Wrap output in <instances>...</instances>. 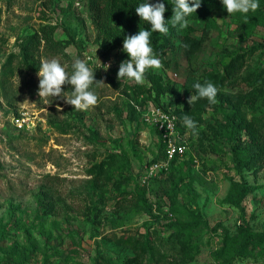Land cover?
<instances>
[{
	"label": "rangeland",
	"instance_id": "rangeland-1",
	"mask_svg": "<svg viewBox=\"0 0 264 264\" xmlns=\"http://www.w3.org/2000/svg\"><path fill=\"white\" fill-rule=\"evenodd\" d=\"M218 2L208 23L187 18L162 68L147 69L136 84L118 80L128 58L114 42L97 40L88 0H0V264H124L137 253L120 242L129 237L150 247L144 264H264V250L232 249L244 221L264 233V162L238 172L234 156L251 143L240 122L264 121V0L259 22L229 15ZM46 24L69 43L66 56L40 49L35 71L18 66L22 43ZM77 58L105 83L91 87L98 104L79 111L41 99L40 62L56 59L71 75ZM230 67L235 74L222 78ZM197 81L219 91L217 103L204 99L192 114L186 108ZM151 107L173 113L181 127L191 117L198 135L185 127V154L145 184L159 155L158 134L144 119ZM234 183L249 189L241 207L231 203ZM171 224L185 228L189 245L171 241L179 230Z\"/></svg>",
	"mask_w": 264,
	"mask_h": 264
},
{
	"label": "trees",
	"instance_id": "trees-1",
	"mask_svg": "<svg viewBox=\"0 0 264 264\" xmlns=\"http://www.w3.org/2000/svg\"><path fill=\"white\" fill-rule=\"evenodd\" d=\"M219 0H202L201 7L197 10L196 13L190 14L186 18H191L195 20H201L205 22H209L212 18V9L215 5L219 4ZM156 3L157 0H88V6L90 10V15L92 19V23L95 26L97 32V40L102 39L103 41L114 42L115 47H119L122 52L123 48V40L128 35H134L138 33L139 30H150L151 25L146 21H141L140 17L136 14L135 8L141 3ZM166 6V12L164 14L165 19L169 20L168 28L169 31L167 35H162L160 33H153L150 37L151 47L153 48L154 54L161 60L164 59L166 54V49L170 46H173V39L177 38L179 25L173 27L171 25V17L173 15L172 7L169 6L167 0H160ZM258 9L255 11L257 12ZM255 12H251L247 14V18L252 20V22L258 21V14ZM259 22V21H258ZM244 38V37H243ZM71 43H76L74 39ZM21 47V57L19 59L17 65L25 66L27 69L35 71L36 67L33 65V61L36 58V53L42 49L45 52L51 54H62L66 56L65 48L68 46V42H64L63 40H58L55 37V27L50 24L43 25L40 29L30 35L24 43H22ZM12 56V55H11ZM10 56V57H11ZM120 58L126 59L128 57L127 53H122ZM8 62L12 63V59L9 58ZM6 70L5 73H8L10 70V66L7 64L3 65ZM95 71V76L98 75V70L93 69ZM234 71V73H233ZM235 67H230L229 71L222 76V78L231 76L235 74ZM232 75V76H233ZM221 78V79H222ZM206 98L198 99L194 104L190 107L186 108L188 111H192L193 113H198L201 111V107H204L206 103L204 101ZM201 106V107H200ZM178 114H183L182 111H178ZM182 120V119H181ZM246 124V125H244ZM244 127L248 130L250 134V147H248L247 151H234L235 156V167L238 172H241L244 167H251L256 160H261L264 162V121L261 118H252L248 123H244V121L240 122V126ZM180 131L183 133V129L185 126H180ZM158 134V148L159 155L156 156L155 161H160L164 157V144ZM242 154L241 156H239ZM178 157L175 156L172 161L173 165ZM153 162V161H152ZM235 187L232 188L230 193L231 203L237 207H241V202L245 197L246 193L249 192V189L237 183ZM242 229H239V234L236 237L240 238L239 247H232L235 249L236 253L240 256H248L254 255L256 249L264 250V233H254L250 230L248 223L246 221L243 222ZM169 229L177 228L175 224H171ZM176 232H173V238L171 241L173 243H177L181 245V247H185L189 245V241L191 239L190 235H185V228H177ZM236 237H229V240H236ZM121 243L130 246L134 250L137 251L136 255L133 257H129L125 259L124 264H144L143 256L150 253V247L142 243L139 238H126Z\"/></svg>",
	"mask_w": 264,
	"mask_h": 264
},
{
	"label": "clouds",
	"instance_id": "clouds-1",
	"mask_svg": "<svg viewBox=\"0 0 264 264\" xmlns=\"http://www.w3.org/2000/svg\"><path fill=\"white\" fill-rule=\"evenodd\" d=\"M201 2L202 0H173L171 25L173 27L179 25L181 29L187 28L190 21L186 17L196 13L201 7ZM221 3L229 15L238 12L244 14L245 17L250 11L255 12L260 6L259 0H221ZM135 12L141 21H146L151 25V29L139 30L138 33L124 38L122 50L127 53L129 59L120 63L117 78L121 81L126 79L136 84H143L147 69L158 70L162 68L161 60L154 54L151 47L150 37L157 32L167 35L169 20L165 19L166 6L160 0H157L156 3H141L135 8ZM245 23H247L246 18ZM97 50L98 48L95 50V55ZM100 64L103 65L105 71L111 67L110 63L102 64L100 62ZM72 69L73 72L69 75L58 60H42L37 72L39 78L38 95L41 99L59 98L73 106L75 110L87 111L98 104V96L91 90V87L94 84L102 86L105 83L103 80L95 79V71L89 68L84 60L75 59ZM66 84L72 87L70 94H67L62 88ZM192 87L195 89L196 95L190 96L189 105L201 98H206L209 104L217 103L216 97L219 90L212 82L205 81L202 84L197 81ZM57 108L60 110L59 105ZM154 115L157 114L154 113ZM160 115L162 119H168L166 115ZM183 123L193 135H198V125L191 117L185 115ZM168 130L170 131V129Z\"/></svg>",
	"mask_w": 264,
	"mask_h": 264
},
{
	"label": "built area",
	"instance_id": "built-area-1",
	"mask_svg": "<svg viewBox=\"0 0 264 264\" xmlns=\"http://www.w3.org/2000/svg\"><path fill=\"white\" fill-rule=\"evenodd\" d=\"M176 76V73L174 74ZM157 114V115H154ZM166 115L167 120L161 118V115ZM144 119L152 125L153 129L159 133L162 143L164 144V158L160 161L151 163L142 175L143 183H149L152 177L166 172L170 163L175 156H182L188 149L187 141L184 139L183 133L180 131L177 123V118L173 113L160 107H151L144 115ZM159 121V123H157ZM170 129V131L168 130Z\"/></svg>",
	"mask_w": 264,
	"mask_h": 264
}]
</instances>
